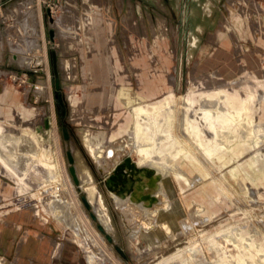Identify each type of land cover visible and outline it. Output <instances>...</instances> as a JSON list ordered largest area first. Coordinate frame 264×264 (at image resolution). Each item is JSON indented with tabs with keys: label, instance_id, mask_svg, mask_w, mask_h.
Wrapping results in <instances>:
<instances>
[{
	"label": "rangeland",
	"instance_id": "obj_1",
	"mask_svg": "<svg viewBox=\"0 0 264 264\" xmlns=\"http://www.w3.org/2000/svg\"><path fill=\"white\" fill-rule=\"evenodd\" d=\"M207 2L208 7L215 6L220 25L209 30L212 32L209 40L201 36L204 44L196 48L191 44L196 33L187 31L184 25L182 0H0V137L15 147L16 153L6 151L13 158L7 164L0 159V217L25 209L18 208L19 201L33 202L38 203V215L47 225L61 226L62 234L51 240L44 264H69L70 253L77 256L80 264H90V255H94L93 264H168L194 242H207L218 230L227 227L235 230H232L235 239L252 241L253 253L256 244L264 245V130L257 129L261 126L254 113L251 117L257 131L252 132L249 142H259L243 144L242 135L251 127L247 129V124H243V116L233 119L230 128L233 136L226 143L237 154L231 153L232 160L224 164L219 156L209 158L204 148L197 147L199 131L208 149L217 154L221 151L219 140L212 139L215 132L206 125L202 110L195 108L199 130L193 133L181 119L184 108L180 102L174 107L163 103L171 93L174 97L192 94L200 105L204 96H219L221 89L225 93L222 103L225 106L233 96L230 93L239 88L226 85V78L204 65V57H210L223 38L231 41L233 61L264 45L261 28L264 0ZM48 6L52 7L55 22L50 21ZM51 28L55 29V40L51 39ZM55 50L58 74L54 69ZM58 80L60 89L56 86ZM149 82L157 85L150 86ZM258 91V97L264 96L262 90ZM150 93L153 100L148 101ZM130 97L137 100L129 103ZM139 101L151 113L157 112L155 105L161 106L165 136H170L163 141L164 164L174 171L163 178L170 205L159 199L145 201L136 188L139 198L134 204L138 218L133 220V213L126 204H117L105 180L128 155L139 161L137 152L131 150V136L139 124L132 105H139ZM230 106L229 103L231 110ZM171 112H175V118H168ZM47 118L51 119L50 128L45 126ZM141 124L147 125L145 121ZM65 127L70 139L65 138ZM89 135L102 138L101 143L106 146L102 161L90 151ZM127 140L131 141L130 147L124 144ZM24 141L30 144L25 145ZM31 144L39 151L32 149ZM169 144H175V149H169ZM183 145L191 147L202 163L187 158L190 170L178 175L182 155L177 154ZM76 149L90 166L91 175L110 208L115 225L111 232L102 223L96 205L90 202L98 217L97 221L93 219L82 199L88 193H84L70 171L68 151L75 157ZM48 164L56 167L52 169ZM139 166L157 169L151 161ZM100 168L108 173L107 177ZM48 172L54 175V180L48 177ZM142 181L150 183V179ZM56 186L62 189L59 195ZM216 194L220 196L217 198ZM59 198L64 201H56ZM70 200L74 214L68 213ZM202 205L209 208L208 212L194 214ZM78 219L86 226V233L77 229ZM99 224L104 225L110 236L100 230ZM146 231L159 234V238L151 239L159 243L150 242L143 235ZM87 235L95 240V246ZM226 245L234 255L241 253L234 242L228 241ZM6 257L0 254V264L24 263L17 259L16 253Z\"/></svg>",
	"mask_w": 264,
	"mask_h": 264
},
{
	"label": "bare ground",
	"instance_id": "obj_2",
	"mask_svg": "<svg viewBox=\"0 0 264 264\" xmlns=\"http://www.w3.org/2000/svg\"><path fill=\"white\" fill-rule=\"evenodd\" d=\"M53 11V10H52ZM55 11V10H54ZM55 13V12H54ZM41 59V58H40ZM39 59V60H40ZM45 61V60H44ZM28 62L30 63V61L28 60ZM46 62V61H45ZM35 64V63H33ZM35 66V65H34ZM40 66V65H38ZM44 66V65H43ZM229 73V72H227ZM230 74V73H229ZM230 80V79H229ZM227 85V84H226ZM222 86V85H221ZM248 87V86H247ZM249 88V87H248ZM247 89V88H246ZM216 90V89H215ZM253 90V89H252ZM220 93L219 96L217 95H207L204 96L201 100V104L197 105L195 98L192 94H188V95H181L178 97H174L173 93H171L166 100L163 103H166L168 106L174 107V105L178 102H180V104L182 105V107L184 109L181 110V119L183 121L187 122V126L190 129V131L193 132V130L197 131L198 127H197V116H196V112H195V108L196 109H201L204 117L206 118V125L215 132V137L212 139H218L220 142V147H219V153L217 154L216 152H213L211 149L207 148V145L204 143L203 138L201 136V133H199V131H197L198 133L196 134L197 136V147L200 148H204L205 149V153L207 154V156H209V158H213L215 156H219L224 164H228L231 160H232V156L231 153L233 155H236L237 152L235 150V148H232L231 145H229L228 143H226V140L228 138H231L233 136L230 128H231V124L233 123L232 120H236L238 118V116L240 117L241 115H239V113L236 110H232V108H236L239 106H236V104L232 101L227 102L225 106L228 107L229 103H230V107L231 110L229 109V107L226 110V107L224 106L223 103V98L225 96V93L223 91H221V89L219 90ZM258 90L257 91H252L250 97L248 98V100H246L244 106H242V108L244 109L243 111V124H247V129L250 126L251 128L249 129V132H247V134H245V139L247 138L249 141V137L253 134L252 132L257 131V129L259 130V128H261V130H263V126L261 124H259L261 127L257 128V125L254 124V120H252L251 117V112L253 110V105H255L257 103V100H259L261 97L258 94ZM250 93V90H249ZM264 97V96H263ZM225 99V98H224ZM230 99V98H229ZM245 99V98H244ZM137 99L130 97L127 99V101L129 103H133L135 102ZM173 100V101H172ZM225 101V100H224ZM264 101V100H263ZM172 102V103H171ZM226 102V101H225ZM239 103V102H238ZM237 103V104H238ZM162 105V104H161ZM262 106V105H261ZM164 107V106H163ZM155 110H157V112H150V110L146 107V105L143 104L142 101H139V105H132V110L135 114V117L138 118L139 120V124L137 131H135L134 136L132 135L131 138H133V145L131 147V150L133 149V152H137V154L139 155V161L137 162L139 165H144L147 161H151L154 163V166L157 167V169H155L157 171L158 175H163V177H155L153 179L150 180V183L148 184H144L143 181L139 182L136 186L137 190H139V192H142V197H144L145 201H149L152 202L155 199L156 200H164L165 203H167V205H170L169 203V192L167 190V186L165 184H163V178L164 176L170 172V171H174L173 168H171L170 166H167L166 164H164V154L165 151L163 149V141L166 139H169L170 136H165V130H164V119L165 117L160 113L161 112V106L159 105H155L154 106ZM171 108V107H170ZM169 108V109H170ZM173 110V109H172ZM179 110V109H178ZM168 111V110H167ZM166 111V112H167ZM257 111V110H256ZM255 111V112H256ZM259 111V110H258ZM263 114V113H262ZM199 115V114H198ZM257 115V114H256ZM167 116V115H165ZM180 116L178 118H180ZM263 116V115H262ZM176 114L175 112H171L168 115V118H175ZM261 118V117H260ZM180 119V120H181ZM141 120H144L145 123L147 125L143 126L141 123H143L144 121L141 122ZM256 120V119H255ZM179 121V120H178ZM263 122V121H262ZM181 123V122H180ZM260 123V122H259ZM199 124V123H198ZM167 125V124H166ZM186 125V124H185ZM200 125V124H199ZM235 125V124H234ZM205 126V125H204ZM253 126V127H252ZM181 127V126H180ZM186 127V126H185ZM257 128V129H256ZM207 129V127H206ZM205 129V130H206ZM246 129V130H247ZM133 130V129H132ZM136 130V129H135ZM199 130V129H198ZM3 131V128H2ZM46 129L43 130L41 132V136L44 137L46 134ZM204 132V131H203ZM182 133V132H181ZM194 133V132H193ZM0 135H1V128H0ZM131 135V134H130ZM261 135V134H260ZM259 135V136H260ZM263 135V134H262ZM24 136V135H22ZM20 136V138L22 137ZM34 136V135H33ZM90 136V135H89ZM243 136V135H242ZM26 137V136H25ZM88 137V136H87ZM180 137V136H179ZM185 137V136H184ZM210 137V136H209ZM263 137V136H261ZM15 138V137H14ZM17 138V136H16ZM19 138V137H18ZM38 138V137H37ZM130 138V139H131ZM257 138H259L257 136ZM3 138L0 137V159L4 162V163H8L9 161H13L12 157H10L7 154V150L12 152V155H14L13 153H15V147H11L9 146V144L6 142L7 140H2ZM13 139V138H12ZM22 139V138H21ZM24 139V137H23ZM26 139V138H25ZM30 139V138H28ZM39 139V138H38ZM101 137L99 135H92L89 137L88 139V146L90 151L93 153V155L95 156V158L99 159L100 161H102V158L105 157V149L106 146H104V144L101 143ZM177 139V138H176ZM181 139V137H180ZM211 139V140H212ZM260 139V138H259ZM32 140V139H30ZM29 140V142H30ZM12 141V140H10ZM19 141V139H18ZM21 141V140H20ZM23 141V140H22ZM21 141V142H22ZM33 141V140H32ZM37 141V140H36ZM168 141V140H167ZM176 141V140H175ZM179 141V140H177ZM14 142V139H13ZM20 142V143H21ZM29 142H25L26 144H30ZM104 142V141H103ZM170 142V141H169ZM173 142V141H172ZM257 143L259 142V140L256 141ZM34 143V142H33ZM177 143V142H176ZM175 143V144H176ZM249 143V142H248ZM13 144V143H11ZM18 144V143H16ZM35 144V143H34ZM40 144V143H39ZM125 146L130 147L131 145V141L127 140L125 141ZM166 144V143H165ZM167 145V147L169 149H175L174 145ZM244 144V143H243ZM15 145V144H13ZM12 145V146H13ZM22 145V144H21ZM24 145V144H23ZM178 145V144H177ZM20 146V144H19ZM32 147V144L30 145ZM29 146V147H30ZM87 146V148H88ZM118 146V145H116ZM17 147V146H16ZM25 147V146H24ZM28 147V146H27ZM28 147V148H29ZM34 147H36V145H34ZM45 147V145H44ZM124 147V146H123ZM122 147V148H123ZM165 147V146H164ZM178 147V146H177ZM211 147V146H210ZM27 148V149H28ZM117 148V147H116ZM17 149V148H16ZM21 149V148H20ZM32 149H37L38 148H33ZM45 150V149H44ZM123 150V149H122ZM20 151V150H19ZM18 151V152H19ZM22 151V150H21ZM24 151V150H23ZM22 151V152H23ZM29 151V150H28ZM32 151V150H30ZM34 151V150H33ZM39 151V150H38ZM37 151V152H38ZM41 151V150H40ZM25 152H26V148H25ZM36 152V151H35ZM132 152V151H131ZM169 152V151H168ZM27 153V152H26ZM34 153V152H33ZM40 152H38L39 155ZM112 155L113 153L115 154V152H111ZM119 153V152H118ZM117 153V154H118ZM174 153V152H173ZM16 154V153H15ZM35 154V153H34ZM37 154V153H36ZM35 154V156H36ZM42 154V153H41ZM41 154L38 156L40 158ZM44 154V153H43ZM202 154V153H201ZM20 155V154H19ZM131 155V154H130ZM128 155V156H130ZM178 156L182 155V159L180 160V164H179V171L177 172L178 175L180 174H187V172L190 170V168L188 167V164L186 163L187 158L191 159L195 158L198 160L199 163H202V160L200 157H198L197 153L195 151H193L191 149V147L185 146L183 145V148L181 150H179ZM18 156V155H17ZM34 156V157H35ZM20 156H18L19 158ZM47 157V156H45ZM120 157V156H119ZM169 157V155H168ZM15 158V157H14ZM17 158V157H16ZM39 158V159H40ZM56 158V157H55ZM170 158V157H169ZM46 159V158H45ZM175 159V158H174ZM36 160V159H35ZM33 161V160H32ZM47 161V160H46ZM51 161V160H50ZM170 161V160H169ZM39 162V161H38ZM36 162V163H38ZM118 162V161H117ZM116 162V164H117ZM120 162H122L120 160ZM119 162V163H120ZM177 162V161H176ZM218 162V161H217ZM43 163V162H42ZM49 163V162H48ZM100 163V162H99ZM24 164V163H23ZM32 164V163H31ZM39 164V163H38ZM46 164V163H44ZM116 164L114 166V168L116 167ZM176 164V163H175ZM20 165V164H19ZM33 165V164H32ZM42 164L40 163V166ZM50 165V166H49ZM217 165V164H216ZM6 166V165H5ZM25 166V165H24ZM43 166V165H42ZM49 167H51L52 169L54 167H56L55 164H48ZM47 166V167H48ZM75 166H76V171H77V175L78 178L80 180V186L82 187V189L85 191H87L88 193V198L89 201L96 205V209H98L99 216L100 219L102 221V223L105 224L106 229H108L110 232L115 228V225L113 223V219H112V215H111V211L110 208L107 204V201L104 197V195L101 193L102 191L98 188L96 180H94L93 176L91 175L90 172V166L87 164L85 158L83 155H81L77 149L75 151ZM35 167V166H33ZM48 167V168H49ZM218 167V166H217ZM233 167V166H232ZM50 168V169H51ZM58 168V167H57ZM176 168V167H175ZM228 168V167H226ZM26 169V168H25ZM37 169V168H36ZM39 169V168H38ZM41 169V168H40ZM44 169V168H43ZM59 169V168H58ZM173 169V170H172ZM32 170V169H31ZM176 170V169H175ZM178 170V169H177ZM28 171V169H27ZM52 171V170H51ZM55 171V170H54ZM53 171V172H54ZM259 171V170H258ZM34 172V171H33ZM58 172L61 173V171L58 170ZM30 173V172H29ZM59 173V174H60ZM174 173V172H173ZM216 173V172H215ZM259 173V172H257ZM35 174V173H34ZM49 174V172H48ZM23 175V174H22ZM52 173L51 175L49 174L48 177L51 176V179L54 180L52 178ZM63 175V173H62ZM30 176V175H28ZM54 176V175H53ZM20 177V176H19ZM31 177V176H30ZM45 177V176H44ZM63 177V176H62ZM255 177V176H254ZM29 178V177H27ZM39 178V177H37ZM256 178V177H255ZM26 179V178H24ZM47 179V178H46ZM28 180V179H27ZM193 180V179H192ZM46 181V180H43ZM225 181V180H224ZM20 182V181H19ZM216 182V181H215ZM31 183V182H30ZM44 183V182H43ZM42 183V184H43ZM64 183V182H63ZM29 184V183H28ZM45 184V183H44ZM160 184V185H159ZM39 185V184H38ZM61 186V185H60ZM225 186V185H224ZM38 187V186H37ZM159 188L156 191H152L154 188ZM56 195H59L60 193V189L61 187L56 186ZM241 189V188H240ZM243 189V188H242ZM53 189H51L52 191ZM62 190V189H61ZM50 191V190H48ZM21 192V191H20ZM225 192V191H224ZM241 192V191H240ZM42 193V192H41ZM49 193V192H48ZM111 195L114 196L116 202L118 205L120 204H126L127 207L130 209V211L133 213V220H136L138 218V209L136 207V205L134 203H136V199L139 198L138 193L136 192V190L134 192H132L131 194H128L127 197H122L119 194H117L116 192L111 190ZM231 193V192H230ZM43 195V194H42ZM250 195V194H249ZM44 196V195H43ZM42 196V197H43ZM47 196V195H46ZM217 198L218 196H220V194H216ZM55 200V198H54ZM64 201L63 198H59L56 201ZM253 200V199H252ZM59 201V203H60ZM51 202V201H49ZM69 202V201H68ZM21 201H19L18 206L21 205ZM53 203V202H52ZM51 203V204H52ZM54 203H56L54 201ZM49 204V203H48ZM62 203H60L61 205ZM73 202L70 200V202L68 203L67 209H68V213H75V210L72 206ZM91 204V205H92ZM54 205V204H53ZM59 205V207H60ZM93 205V206H94ZM55 206V205H54ZM57 206V205H56ZM205 205L202 206H198L196 208V211L193 212L196 215H200L203 213L208 212L209 208L204 207ZM29 207H33L35 208V212L38 214L40 212L39 209V205L38 203H30L28 202L26 204V208ZM58 207V208H59ZM49 208V207H48ZM53 208V207H52ZM57 208V209H58ZM62 208V206L60 207ZM94 208V207H93ZM47 209V208H46ZM50 209V208H49ZM48 209V210H49ZM53 210V209H52ZM66 210V208H65ZM45 211V210H44ZM94 211V210H93ZM97 211V210H96ZM64 212V211H63ZM191 213V212H190ZM65 214L66 211H65ZM192 214V213H191ZM56 215V214H55ZM64 215V214H63ZM190 216V215H189ZM67 217V216H66ZM76 217V215L74 216ZM78 217V215H77ZM192 217L194 218V215L192 214ZM57 218V217H56ZM60 218V217H59ZM62 219V218H61ZM191 219V217H190ZM65 220V219H64ZM69 220V219H68ZM72 220V219H71ZM69 220V221H71ZM194 220V219H193ZM69 221H67L68 223H70ZM184 221V220H183ZM65 222V221H64ZM101 223V222H100ZM68 225V224H67ZM240 227V226H239ZM64 228V227H63ZM71 228V227H70ZM254 228V227H253ZM72 229V228H71ZM70 229V230H71ZM77 229H82V231H84L85 233L87 232L86 230V226L84 225V223H82L81 220L78 219V224H77ZM250 229V228H249ZM233 230V229H232ZM232 230L227 227V228H223L217 231V233L215 235H213L211 238H209V241L207 242H194L193 245L189 246L188 248H186L185 250H183V253L178 254L179 256L177 257V259H172L169 261L168 264H264V245L263 244H256V252H251V249L253 247V242L252 241H246L243 242L242 240L239 239H235V237H233V233ZM81 231V232H82ZM235 231V230H233ZM237 231V230H236ZM249 231V230H248ZM238 233V232H236ZM256 233V232H255ZM254 233V234H255ZM77 234V233H76ZM249 234V233H248ZM79 235V234H77ZM148 240H150V242L157 244L159 242H156L154 240H151L153 238H159L160 235L159 234H155V233H151L149 231H146L143 234ZM218 235L219 237L217 238ZM245 236V235H244ZM252 236V234H251ZM86 237H89L90 239L89 242L95 246V240L91 237V235H87ZM237 237V236H236ZM247 237V236H246ZM245 237V238H246ZM244 238V237H242ZM219 239V240H218ZM249 239V238H248ZM252 239V238H251ZM79 240V239H78ZM87 240V239H86ZM91 240V241H90ZM158 240V239H157ZM196 241V240H195ZM228 241H232L235 243V245H237L239 247L238 250L241 249V253L234 255L233 253H231L228 249V246L226 245V243ZM81 242V241H79ZM84 242V241H82ZM134 242V241H133ZM156 242V243H155ZM90 245V244H89ZM235 246V247H237ZM98 247V246H97ZM93 248V247H92ZM98 251V250H97ZM96 251V252H97ZM250 252V253H249ZM103 254V253H102ZM106 254V253H105ZM167 255V254H166ZM103 256V255H102ZM165 256V255H164ZM100 257V256H99ZM169 257V256H168ZM107 258V257H106ZM89 263L93 264L94 261V255H90L89 256ZM105 261V260H104ZM113 263V262H112Z\"/></svg>",
	"mask_w": 264,
	"mask_h": 264
},
{
	"label": "crops",
	"instance_id": "obj_3",
	"mask_svg": "<svg viewBox=\"0 0 264 264\" xmlns=\"http://www.w3.org/2000/svg\"><path fill=\"white\" fill-rule=\"evenodd\" d=\"M261 28L264 29L263 24ZM262 36L264 38V32ZM220 41L219 47L211 52L210 57L206 55L202 62L205 66L216 69L222 77L226 78L228 81L227 85L239 88L238 90L234 88L236 93H230V97L233 95L230 101H233L236 106H239L236 107V111L239 115L243 116L244 109L242 106H244L246 100L250 97L251 92L257 90H262V92H264V45H261L260 49H255L245 56L239 55V59L233 61L231 41L227 38H223ZM206 54H208L207 51ZM243 66L246 67L245 71L241 70ZM148 85L155 86L157 83L149 82ZM151 94L152 93L148 95V98L146 97V100H153V95ZM263 100L264 97L262 96L257 100V103L253 105L251 116L254 113V116H256L258 122H260L259 124L263 126L264 130ZM244 135L240 141L244 142V144H248L249 141L247 138L245 139ZM249 143L256 144V142ZM101 171L103 170L101 169ZM104 173L107 177L108 173ZM153 178V176L148 177L146 174L143 179L148 182L149 179L151 180ZM47 224L48 223L41 219L32 208L7 212L0 217V254L7 258V255L11 256L13 253H16L18 256L17 259H21L22 262H24L23 264H44L48 254L47 249L52 243L51 240L55 237H60L62 234L61 226ZM24 246L26 247L21 248ZM69 264H80L79 259L73 253H70Z\"/></svg>",
	"mask_w": 264,
	"mask_h": 264
},
{
	"label": "water",
	"instance_id": "obj_4",
	"mask_svg": "<svg viewBox=\"0 0 264 264\" xmlns=\"http://www.w3.org/2000/svg\"><path fill=\"white\" fill-rule=\"evenodd\" d=\"M47 12L50 15V21L55 22L54 16H52V7H47ZM50 36L52 40H55V29L51 28L50 30ZM53 60H54V69L56 74H58V57L56 50L53 51ZM40 67V66H36ZM56 86L58 89H60V81L58 80L56 83ZM60 99H63L62 96ZM45 126L47 128H50L51 126V119L47 118L45 121ZM64 135L66 139H70V133L68 129L64 128ZM68 158L70 160V171L72 175L74 176V180L76 183H80V180L77 175L76 166H75V157L71 150L68 151ZM148 175V177H152L154 174H156V177L160 176L157 174L156 170L149 167H140L137 162L133 160L131 156L126 157L120 164L117 165V167L109 174V176L106 178V185L107 187L119 194L122 197H127L128 194H131L136 189V184L139 181H142L145 175ZM82 199L84 203L86 204L87 208L91 211V215L94 220H98L97 215L94 213L92 205L90 201L88 200V197L86 195L82 196ZM99 228L102 232L106 233L108 236L110 234L106 231L104 225L99 224Z\"/></svg>",
	"mask_w": 264,
	"mask_h": 264
},
{
	"label": "flooded vegetation",
	"instance_id": "obj_5",
	"mask_svg": "<svg viewBox=\"0 0 264 264\" xmlns=\"http://www.w3.org/2000/svg\"><path fill=\"white\" fill-rule=\"evenodd\" d=\"M216 3L218 0H211ZM207 4V5H206ZM210 3L207 0H182V13L184 15V25L187 31L195 32L196 36H193L191 44L193 47H198L201 44L203 46L204 39L201 36L206 37L205 41L211 36L212 32L209 31L212 28H217L220 25L215 14V6L208 7ZM220 12H217L219 15Z\"/></svg>",
	"mask_w": 264,
	"mask_h": 264
},
{
	"label": "built area",
	"instance_id": "obj_6",
	"mask_svg": "<svg viewBox=\"0 0 264 264\" xmlns=\"http://www.w3.org/2000/svg\"><path fill=\"white\" fill-rule=\"evenodd\" d=\"M27 203H28V202H26V201L22 202L21 205L18 206V208H19V209H21V208H23V207L25 208Z\"/></svg>",
	"mask_w": 264,
	"mask_h": 264
}]
</instances>
